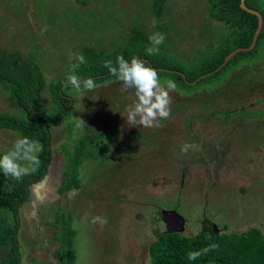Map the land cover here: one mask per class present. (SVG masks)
<instances>
[{"label": "rangeland", "instance_id": "rangeland-1", "mask_svg": "<svg viewBox=\"0 0 264 264\" xmlns=\"http://www.w3.org/2000/svg\"><path fill=\"white\" fill-rule=\"evenodd\" d=\"M83 2L0 0V49L32 60L49 83L76 63L70 54L83 46L111 52L135 28L147 39L163 33L160 47L189 73L224 31L209 16L206 0H165L160 18L153 16L150 0ZM121 87L113 80L91 91H71L70 117L51 130L47 174L30 187L19 210L21 264H58L55 234L61 214L70 216L75 231L74 264H150L148 246L162 233L158 223L165 211L185 220L184 235L197 234L205 219L217 231L257 228L264 234V60L231 70L213 90L171 92V117L160 128L127 123L126 108L136 98L134 90ZM7 97L0 89V112L19 114ZM44 102L51 110L48 92ZM240 107L257 114L217 118ZM97 132H110L102 143L105 154L84 160L79 187L60 194L65 151ZM18 138L0 130V152ZM186 142L199 149L182 154ZM97 216L107 219L106 226L93 222Z\"/></svg>", "mask_w": 264, "mask_h": 264}, {"label": "trees", "instance_id": "trees-1", "mask_svg": "<svg viewBox=\"0 0 264 264\" xmlns=\"http://www.w3.org/2000/svg\"><path fill=\"white\" fill-rule=\"evenodd\" d=\"M76 1L84 3L83 0ZM150 1L153 16L160 18L164 12L165 0ZM240 1L206 0L209 16L214 21L222 23L224 31L219 34L217 43L208 48L196 61L195 69L189 73L184 72L183 65L177 60L174 59L173 62L175 57L169 55L163 47H160L158 54L147 55L145 51L149 46L147 37L140 30L133 28L130 37L111 52H96L91 47L83 46L80 53L85 56L86 63L76 69V74L81 78H92L96 86L104 84L117 80L103 67L105 61L111 60L115 64L119 55L129 61L135 56L143 60L147 66L156 69L161 82L173 80L177 85V91L183 94H190L203 88L213 90L231 70L264 60V0H245V6L258 12L263 20L254 47L249 51L237 53L219 71L199 80L195 85L188 84L214 71L231 52L251 45L257 30L258 18L243 10ZM70 70L46 83L40 68L32 60L19 52L0 49V89L8 93L10 106L19 113L0 112V130L16 133L19 138L27 137L38 141L43 149L38 153L40 163L36 170L23 176L20 181L5 177L0 172V264H21L18 242L19 210L29 200L30 187L47 174L52 155V127L59 121L68 119L74 108L75 101L71 94L73 89L63 86ZM45 92L49 93L52 100L51 110L47 109L44 102ZM255 114L257 113L240 107L218 114L217 118L228 121ZM109 134L110 132L87 134L77 141L73 151H65L66 160L60 194L79 187V165L84 160L96 159L99 154H105L106 150L102 148V143ZM8 150L1 151L0 154ZM104 158L101 164H104ZM56 220V228L59 230L55 234V240L58 242L55 252L57 262L74 264L75 231L71 228L70 216L65 219L61 214ZM208 223H210L208 219L203 220V228L195 235L166 231L158 235L148 246L150 264H264V234L259 229L251 228L239 233L215 232L212 224L206 226ZM212 243L219 245L217 250L196 260H188L189 251L201 250Z\"/></svg>", "mask_w": 264, "mask_h": 264}, {"label": "clouds", "instance_id": "clouds-1", "mask_svg": "<svg viewBox=\"0 0 264 264\" xmlns=\"http://www.w3.org/2000/svg\"><path fill=\"white\" fill-rule=\"evenodd\" d=\"M156 20L153 18L152 25L155 27ZM149 46L145 51L147 55H156L160 51V46L165 41L163 33H152L148 37ZM70 60L76 61L71 66L70 72L66 75L64 87L72 88L76 92L81 90H94L96 84L92 78H81L76 74V69L81 64L86 63L85 56L82 53L70 54ZM103 67L115 76L121 82L122 92L134 90L135 102L126 108L127 123L133 127L140 125L144 128H160L161 121H166L171 117V92L177 90V85L173 80L161 82L156 69L147 66L146 63L133 56L131 60H126L124 56L116 57L115 64L111 60L105 61ZM199 146L193 143H184L180 152L184 155L190 151H196ZM42 146L38 141L30 140L27 137L17 139L13 147L7 152L0 154V172L5 177H11L20 181L23 176L31 174L36 170L40 161L38 153ZM94 223H99L101 227L106 226L107 219L102 216L94 217ZM218 244L212 243L201 250L189 251L188 260H196L200 256L211 251L217 250Z\"/></svg>", "mask_w": 264, "mask_h": 264}, {"label": "water", "instance_id": "water-1", "mask_svg": "<svg viewBox=\"0 0 264 264\" xmlns=\"http://www.w3.org/2000/svg\"><path fill=\"white\" fill-rule=\"evenodd\" d=\"M244 2H245V0L240 1L241 8L243 10L251 13V14L256 15L258 18L257 30L254 34L253 41H252L251 45L248 48H239V49L231 52L227 57H225L223 63L219 67H217L214 71L209 72L207 74H204V75L200 76L199 78H197L194 82H189L188 84L195 85L199 80L204 79V78L216 73L217 71H219L237 53L243 52V51H249L254 47L256 40H257V37L261 31L263 20H262L261 15L258 12L248 9L245 6ZM184 224H185V220L181 216H179L175 211H165L164 213H162V215H160L159 226L161 227V229L165 230L168 233H181L183 231ZM212 228L215 232H218L216 226H212Z\"/></svg>", "mask_w": 264, "mask_h": 264}, {"label": "flooded vegetation", "instance_id": "flooded-vegetation-1", "mask_svg": "<svg viewBox=\"0 0 264 264\" xmlns=\"http://www.w3.org/2000/svg\"><path fill=\"white\" fill-rule=\"evenodd\" d=\"M160 220V219H159ZM159 224V223H158ZM213 229V228H212ZM165 230H162V233L164 232ZM149 258V257H148Z\"/></svg>", "mask_w": 264, "mask_h": 264}]
</instances>
